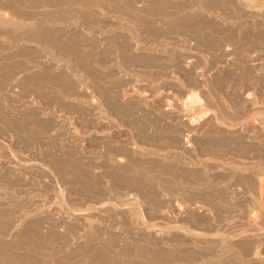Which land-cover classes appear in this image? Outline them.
<instances>
[{
	"label": "rangeland",
	"instance_id": "374dc122",
	"mask_svg": "<svg viewBox=\"0 0 264 264\" xmlns=\"http://www.w3.org/2000/svg\"><path fill=\"white\" fill-rule=\"evenodd\" d=\"M0 264H264V0H0Z\"/></svg>",
	"mask_w": 264,
	"mask_h": 264
},
{
	"label": "bare ground",
	"instance_id": "6f19581e",
	"mask_svg": "<svg viewBox=\"0 0 264 264\" xmlns=\"http://www.w3.org/2000/svg\"><path fill=\"white\" fill-rule=\"evenodd\" d=\"M154 4H155V2H154ZM155 11V10H154ZM157 11V10H156ZM156 14V13H155ZM154 15V14H153ZM190 98V97H189ZM260 190V189H259ZM262 192V191H261ZM32 231V230H31ZM35 231V230H34Z\"/></svg>",
	"mask_w": 264,
	"mask_h": 264
}]
</instances>
